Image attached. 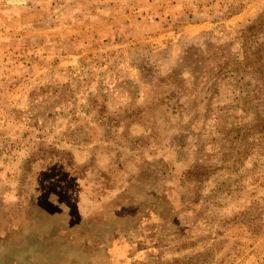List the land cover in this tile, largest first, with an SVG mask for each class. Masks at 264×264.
I'll use <instances>...</instances> for the list:
<instances>
[{"label": "rangeland", "instance_id": "obj_1", "mask_svg": "<svg viewBox=\"0 0 264 264\" xmlns=\"http://www.w3.org/2000/svg\"><path fill=\"white\" fill-rule=\"evenodd\" d=\"M252 1L0 0V264H264Z\"/></svg>", "mask_w": 264, "mask_h": 264}, {"label": "crops", "instance_id": "obj_2", "mask_svg": "<svg viewBox=\"0 0 264 264\" xmlns=\"http://www.w3.org/2000/svg\"><path fill=\"white\" fill-rule=\"evenodd\" d=\"M168 1H169V3H168L167 6H162L161 7V8H163V11H162L163 13H160L161 14L160 15L161 18H163V14L164 13L167 14L166 11L169 12L168 16H166V17H170V20L171 19H175L174 15L170 14L171 11L176 10L177 11L176 15L179 12H180V14L186 13L187 14L186 17L188 18V19H186L187 22L184 23V24H181L179 22L177 23L178 26H182L183 25V26H186V27L189 26V25H194L192 20H191V17H192V15H194L196 13L197 8L201 9V7H202L204 9V11H209L207 8H211L212 5L210 3L213 2V0H206V1L203 0L201 2H205V3H203L202 5L196 6V3L198 2V0H168ZM255 1L256 0H254L252 2H255ZM249 2H248V4H249ZM168 8H171V10H169ZM240 11L238 13H241ZM147 15H149V14L147 13ZM164 16H165V14H164ZM174 22H177V21L175 20ZM208 22L209 23H213V22H216V20L213 19L211 16H208L207 18L202 19L201 21H199L198 23L196 22L195 24L196 25H200V24L202 25L203 23H208Z\"/></svg>", "mask_w": 264, "mask_h": 264}, {"label": "trees", "instance_id": "obj_3", "mask_svg": "<svg viewBox=\"0 0 264 264\" xmlns=\"http://www.w3.org/2000/svg\"><path fill=\"white\" fill-rule=\"evenodd\" d=\"M259 22H262V21H261V18H258L256 22H254L252 25H249V26L246 28V30H247V31H251L252 29H254V28L257 26V23H259ZM242 34H243V32H242ZM242 36H244V37H243V40L247 42V37H245V35H242ZM243 45L246 46V48H247V45L245 44V42L243 43ZM251 53H252V54H251ZM258 53H259V52H258ZM254 54H255V53H254ZM252 57H253V52H250V53L248 52V53H246V59H247V63H248V65H252V62H253ZM261 58H262V55H261Z\"/></svg>", "mask_w": 264, "mask_h": 264}]
</instances>
